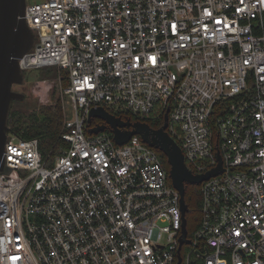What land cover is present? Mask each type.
<instances>
[{"label": "built area", "instance_id": "1", "mask_svg": "<svg viewBox=\"0 0 264 264\" xmlns=\"http://www.w3.org/2000/svg\"><path fill=\"white\" fill-rule=\"evenodd\" d=\"M23 15L34 41L18 66L66 71L65 118L45 154L6 133L0 264H264V0H42ZM97 106L144 122L168 109L194 175L219 154L180 248L157 149L86 132Z\"/></svg>", "mask_w": 264, "mask_h": 264}, {"label": "water", "instance_id": "2", "mask_svg": "<svg viewBox=\"0 0 264 264\" xmlns=\"http://www.w3.org/2000/svg\"><path fill=\"white\" fill-rule=\"evenodd\" d=\"M27 0H0V163L3 146L9 128L7 126L8 113L12 101L22 99L23 94L12 89L14 84H22L24 76L18 66V60L32 47L34 33L31 32L24 20V10ZM168 109L164 112L163 123L154 128L149 122L122 118L106 112L103 107L97 106L89 111L86 132L97 134L108 130L113 134L116 144L126 143L132 135H139L141 140L153 147L166 158L169 164L168 177L180 197V212L182 214L180 246L189 242L187 235V204L185 202V186L199 185L201 181L216 176L222 171L220 162L217 167L194 175L184 162L180 146L165 130L168 123ZM99 118L102 123L91 126L93 119Z\"/></svg>", "mask_w": 264, "mask_h": 264}, {"label": "trees", "instance_id": "3", "mask_svg": "<svg viewBox=\"0 0 264 264\" xmlns=\"http://www.w3.org/2000/svg\"><path fill=\"white\" fill-rule=\"evenodd\" d=\"M58 70L55 68H44L41 71L40 79L45 76L54 78L58 74ZM64 77V84L66 85L67 78L65 76L66 71H62ZM56 89L51 91V102L44 105H39L28 112H21L19 110H9L7 126L9 132L17 135L23 139L37 138L40 142V147L45 154L48 149H56L61 145V131L64 121V112L61 99L55 96ZM149 121V124L157 128L163 121ZM161 163L166 170L169 169V164L166 162V158L162 152L157 150ZM185 202L187 204L186 218L187 229L192 231L196 229L200 223V207L201 197L198 185L187 184L185 186Z\"/></svg>", "mask_w": 264, "mask_h": 264}, {"label": "rangeland", "instance_id": "4", "mask_svg": "<svg viewBox=\"0 0 264 264\" xmlns=\"http://www.w3.org/2000/svg\"><path fill=\"white\" fill-rule=\"evenodd\" d=\"M29 3L40 2L42 0H27ZM41 69H32L24 73V80L22 84H14L12 89L22 93V99L12 101L10 110H19L21 112H28L39 105L50 103L51 91L56 89L55 96L61 98L62 87L65 86L64 77L59 79L45 76L40 79Z\"/></svg>", "mask_w": 264, "mask_h": 264}, {"label": "flooded vegetation", "instance_id": "5", "mask_svg": "<svg viewBox=\"0 0 264 264\" xmlns=\"http://www.w3.org/2000/svg\"><path fill=\"white\" fill-rule=\"evenodd\" d=\"M102 123V121L99 118H96L93 120V124Z\"/></svg>", "mask_w": 264, "mask_h": 264}]
</instances>
